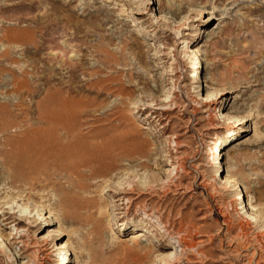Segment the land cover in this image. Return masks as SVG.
I'll return each instance as SVG.
<instances>
[{
  "label": "rangeland",
  "instance_id": "rangeland-1",
  "mask_svg": "<svg viewBox=\"0 0 264 264\" xmlns=\"http://www.w3.org/2000/svg\"><path fill=\"white\" fill-rule=\"evenodd\" d=\"M143 1L154 6L136 14ZM159 1L0 0V127L6 129L0 143L36 138L33 43L38 23L57 17L60 7L73 22L55 35L63 49L45 52L59 56L58 72L67 81L68 65H79L80 85L94 70L110 78L107 90L86 86L74 94L72 112L55 129L58 143L78 148L68 161L80 181L46 165L32 180L16 158L0 157V233L12 232L29 246L12 244L11 259L0 249V264H59L53 250L60 241L69 243L70 264H173L161 262L168 251L177 261L189 254L196 264H264V0ZM199 8L206 14L197 16ZM169 13L175 16L161 19ZM195 34L200 39L192 43ZM101 45L109 65L95 53ZM191 48L202 61L192 80ZM161 54L166 58L158 61ZM207 92L217 101L205 102ZM237 120L243 128L234 127ZM221 143L226 156L218 176L206 160ZM79 156L98 161L95 175L88 165L79 167ZM227 170L256 209L249 214L263 223L236 210L235 194L220 178ZM49 211L54 219L44 226L38 218ZM123 224L133 230L123 231ZM59 227L74 233L41 239ZM141 229L154 238L132 243ZM178 237L192 248L169 247Z\"/></svg>",
  "mask_w": 264,
  "mask_h": 264
},
{
  "label": "bare ground",
  "instance_id": "bare-ground-1",
  "mask_svg": "<svg viewBox=\"0 0 264 264\" xmlns=\"http://www.w3.org/2000/svg\"><path fill=\"white\" fill-rule=\"evenodd\" d=\"M52 1H54V0H52ZM197 1L202 2L204 0H197ZM161 2H162V0L159 1V5ZM138 5L141 6V8H138V12L136 11L137 12L136 14L140 15V14L146 13V12H140V11H142V10L146 11L148 9H151V7H149V5L154 6V3L150 2V3H148V6L146 7V2L143 1V3H138ZM169 6L171 8H174L176 12L179 9V6L176 7L175 5H172L171 3L169 4ZM64 9H65L64 6H62L58 9L59 14L57 17H48L47 16V18L42 20V22L38 23V25H39V39H37L33 43V55L35 57V60L33 61V64L31 63V65H32V69L34 71L33 77L35 78V80L39 86H37V87L31 86L29 92H30V96L33 99L39 98V100L35 101L33 103V105H31L32 106L31 107L32 115L34 116L33 119H34V122H36V123H34V122L33 123L38 126V128L35 130L33 129V131L31 129V132H32L31 134H34L36 136V138H35V140H32L31 138L27 137L25 140L20 141V142H15V141H12V140L6 138V140L3 143L2 142L0 143V146H1L0 157H1V159L2 160L3 159H6V160L9 159L10 160V159L16 158L17 159L16 166L21 167L24 170H26L28 172V173L26 172V174H27L26 177L31 178L32 180H36V178H38L39 175L43 174V173L37 174V172H38V170L41 171L42 167H44L45 165L47 166L48 169H50L49 171H52L56 168H61L62 169L61 171L65 172L68 179H75L77 181L81 180V177L79 176V174H76L77 168L74 169L72 164H70L71 162L68 161V158H70L72 153L75 150H78V148L75 146L69 145V144L58 143V138L56 137L57 133H55L56 132L55 129H57V126L62 124V122L67 117H69V114L72 112L71 99H72V96L74 94L78 93L79 91H80V93L84 92L86 89V86H90L92 88L95 87L97 89H101V88L104 89L103 84L110 81V78L104 79L100 75H98V70H97V72L94 70V72L93 73L91 72L92 74L89 75V80L86 81L85 84L80 85V83L76 80L77 71L81 70V67L79 65H68L67 74L69 75V77H68V80L65 81V79L63 78L61 73L58 72L59 69L56 67V65H57L56 63L58 62L57 60H58L59 56L57 54H54L53 56H48L45 53L48 50L51 51V50H56V49H58V50L63 49L60 46L61 44L59 45L58 43L55 42V35L58 34L59 31H65L67 24L70 23L71 21L73 22V20H71L72 17L68 16L69 14L67 16L63 15ZM189 11H191V10H189ZM169 14L171 17L167 18V17L163 16V17H161V19L163 18L165 20H170V18H173L175 16L173 13H169ZM195 14L197 16L201 15V14H206V11H203V8H199L195 11ZM108 19H110V18L108 17ZM188 19H190V17L183 19L182 22L183 21L187 22L186 20H188ZM157 20H160V19L157 18ZM179 23H180V21L177 24H179ZM76 25H77V28L79 30L78 33H80V32L82 33L84 31V28H82L83 26H81L82 24L76 23ZM168 28L169 29H166V31L170 32V34H172L171 31L174 30L172 25H169ZM25 33H26V31H25ZM192 38H193L191 41L192 43L195 41H198L200 39V34L199 35L195 34V35H193ZM73 39L76 41H81V37H78V34H75ZM83 42L84 41H82V44H83ZM85 44L86 43H84V45ZM181 44H183V42ZM95 47L96 48L93 47L95 50V53L101 55L103 57L104 63L108 64V62H110L112 59H109L110 61L108 60L109 53L106 50V47L104 45H101L99 47L95 46ZM55 52H57V51H55ZM189 53L191 55H193L191 60H190L189 65L187 67V68H189V70L192 71L193 75L191 76V78L189 77L192 80V78L198 77V73H199L202 61L200 58L199 51L196 50L195 48H191ZM263 53H264V51H263ZM42 55H46V57H42ZM50 55H52V54H50ZM165 58H166V55L161 54L159 56L158 61H162ZM59 63H60V61H59ZM59 76H60V78H59ZM90 78H92V79H90ZM17 81H19V80H17ZM23 81H24V79H23ZM15 84H17V83H15ZM19 85H21V84L19 83ZM22 85L24 86L26 84L22 83ZM19 89H21V88H19ZM105 89H106V87H105ZM224 94L225 93H221L220 96L224 95ZM206 95L207 96H206L205 102L214 103L217 101V100H209L211 98V95L208 92ZM155 109H158V108H155ZM232 119H233V117H229V116L226 117L227 122L229 120H232ZM241 120H245V117L241 118ZM239 121L240 120H237V121H235V123L239 122ZM15 125L12 123L10 125V128H15L17 126V125L15 126ZM32 126L33 125H31V127ZM234 127L243 128L242 123H239L238 125L236 123ZM8 129H9V127H7V130ZM5 130H6L5 128L0 127V136L4 135V132H6ZM145 130H146V128H145ZM235 131L236 130H230L229 133H232L234 136ZM1 140H2V138H1ZM222 145L223 144L221 143L220 146L215 149V152L213 154L209 155L207 160H206L207 164L209 165V168H211L212 172L218 176H219L220 172L223 171V167H224V164L222 163L221 158L226 156L225 149L220 148ZM21 148H23V149H21ZM16 149L18 151L17 154L15 152ZM79 157L82 158L81 156H79ZM82 160H83V162L78 163L79 167L83 166L84 164L88 165L89 167L92 168L90 173L92 175H95V169L94 168H95L98 161L97 160H85L84 158H82ZM48 169H47V171H48ZM22 172H23V170H22ZM233 173H234L233 171L227 170L225 175H223V176L220 175V178L222 180L223 185L228 187V188H231L232 189L231 192H233V195L235 194L234 200L236 202V207H237L236 210L243 211L244 214L248 215L249 218L252 220V223H255V224L256 223H263L261 219H258V216H255L253 213L249 214L250 211L254 212L256 209H253L252 206L250 207V203L247 204L246 200H243V196L241 195L242 190H239L238 183L236 182V178H235ZM45 175H46V173H45ZM34 176L36 178H34ZM47 176H50V175L47 174ZM0 214H3V212L0 211ZM10 214H14V213H10ZM52 219H54V214L50 211H49V215L46 213H45V215L41 214V215H39V218H38V220L44 226H51L50 220H52ZM15 221H17L18 223H16ZM15 221H12L13 223H16L15 225L23 222L20 219H15ZM129 225L127 226V224H123L122 230L123 231L133 230L132 229L133 226L132 225L129 226ZM118 226H120V225H118ZM66 233L68 235H72L74 233V231L72 229H68V228L62 229L61 227H59L56 231H50L49 229H47L46 235L41 237V239L44 241H48L50 239L51 240H54V239L57 240V239H60L62 236H66ZM149 234L151 236H153V238H154V234L153 233L151 234L146 229H141L139 231H136L135 233H133V235L131 237L132 243L136 244V243L144 242L143 239L147 238L149 236ZM263 235H264V230H263ZM114 239L120 240V238H118V236L116 234H114ZM12 244L13 245H15V244L21 245L20 250H22V248L28 249V247H29L26 242L22 241V237L14 236L12 234V232L0 233V249H1L2 253H4V255H6V257H8L9 259L13 258V257L10 258V256H12V253L14 251V249L12 248ZM171 244H178L179 245V246L177 245L178 247L183 246L184 249L192 248L191 245L186 244L185 241L180 237H178L177 240H173V238H172V240L170 241L168 246L170 247ZM53 252L55 253V256L62 258V259H60L59 264H70L71 263V254L69 253V243H67V241H60V242L55 243ZM246 255H248V254H246ZM190 256L191 255L186 254L185 257L182 259V261H187L188 264H196V262L192 261L193 258L191 259ZM176 258L170 251H168L167 253H165L162 256L161 262L166 261V260H168V261L173 260L175 262L173 263V261H172L171 263L180 264L182 261H177L178 259H176Z\"/></svg>",
  "mask_w": 264,
  "mask_h": 264
}]
</instances>
